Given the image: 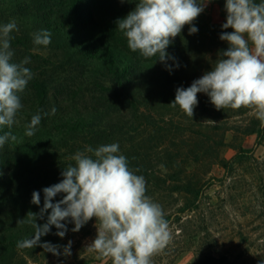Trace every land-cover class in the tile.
Wrapping results in <instances>:
<instances>
[{"label":"trees","instance_id":"trees-1","mask_svg":"<svg viewBox=\"0 0 264 264\" xmlns=\"http://www.w3.org/2000/svg\"><path fill=\"white\" fill-rule=\"evenodd\" d=\"M209 1L219 7L222 23H214L210 14L201 12L167 47L171 58L161 62L158 55L145 58L139 51L132 52L117 28V21L133 11L138 0H0V26L11 21L17 25L10 33L12 62L30 58L24 66L33 74L19 93L22 108L16 123L11 128L0 126V135L11 132L17 136V141L9 140L0 147V264L29 263L41 254L54 256L39 244L33 249L18 248V241L34 234L32 223L18 221L40 213L43 189L62 181L61 173L75 164L72 157L77 152L116 143L118 154L124 155L128 163L133 161L146 176L159 177L146 172L139 160V134L149 127L142 123L141 116L151 113L156 105L163 108L172 103L177 88L190 86V73L215 67L220 54L228 49L229 44L220 39L223 32L233 31L222 28L227 17L226 0ZM192 26L198 29L194 34L189 33ZM41 30L51 33L48 46L33 43V34ZM207 98L205 94L204 100ZM36 114L41 115V122L34 135L28 137L26 125ZM220 164L229 166L225 160ZM181 185L168 186L167 180L150 184L156 191L186 193L185 207L195 205L199 192L195 194L190 183ZM34 191L40 192L39 205L31 202ZM64 195L58 194L53 203ZM50 211L43 219L37 216L36 223H46ZM170 218L165 217L167 221ZM62 223L67 227L63 238L52 226L40 239L41 244L59 246V253L73 239L71 218ZM226 261L222 259L219 264ZM235 264L252 263L244 260Z\"/></svg>","mask_w":264,"mask_h":264},{"label":"clouds","instance_id":"clouds-1","mask_svg":"<svg viewBox=\"0 0 264 264\" xmlns=\"http://www.w3.org/2000/svg\"><path fill=\"white\" fill-rule=\"evenodd\" d=\"M225 8L227 17L222 28L233 31L223 32L220 39L229 44L228 49L220 54L211 71L188 88H177L171 105L179 106L193 117L197 94L205 93L218 110L253 109L264 126V2L226 0ZM203 10L204 0H138L135 9L117 21V28L126 37L132 52L139 51L145 58L158 55V60L165 62L171 58L166 49L172 40L185 25H192ZM16 29L15 21L0 26V126L9 128L16 123L22 108L19 93L33 76L24 66L30 58L12 62L10 33ZM197 31L195 26L189 28L190 34ZM33 43L48 46L51 33L47 30L34 33ZM55 112L53 108L51 114ZM40 122L41 115H33L25 135L33 136ZM9 140L15 142L17 136L11 132L0 135V147ZM118 153L116 143L77 152L72 157L75 164L68 165L61 173L62 181L43 189L40 213H31L27 221H18L32 223L34 234L18 241L17 247L33 249L39 244L45 251L60 255L59 246L49 242L41 244V237L55 226L59 230L56 234L63 238L67 227L62 221L71 218L75 225L72 231L78 232L95 217L97 236L87 247L89 252L110 258L112 264H152V257L167 247L172 234L161 206L145 195V178L135 174L127 158ZM60 193L65 195L53 203V198ZM31 202L40 204L39 191L32 193ZM49 209L47 222L38 225L37 216L43 219ZM70 249L71 241L64 246L63 254L70 255Z\"/></svg>","mask_w":264,"mask_h":264},{"label":"rangeland","instance_id":"rangeland-1","mask_svg":"<svg viewBox=\"0 0 264 264\" xmlns=\"http://www.w3.org/2000/svg\"><path fill=\"white\" fill-rule=\"evenodd\" d=\"M202 12L214 23L223 21L214 2L206 0ZM211 70L190 73V86ZM204 96L197 94L193 117L171 103L156 105L141 116L149 127L139 134V160L146 172L159 177L146 176L133 161L129 168L145 178V195L161 206L164 218L171 216L167 221L171 242L152 257V264H219L222 259L225 264L244 260L264 264V126L253 109L218 110ZM221 160L229 166L221 165ZM159 180H167L168 186L190 183L194 193L199 192L195 205L185 207L186 193H165L150 186ZM96 225L93 217L73 232V239H66L71 241L70 255L41 254L21 264H112L110 258L87 249L97 236Z\"/></svg>","mask_w":264,"mask_h":264}]
</instances>
